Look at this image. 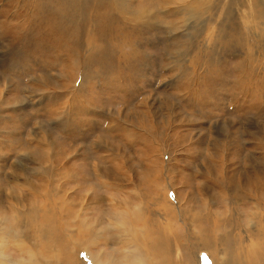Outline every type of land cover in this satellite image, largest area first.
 <instances>
[{"label": "rangeland", "instance_id": "obj_1", "mask_svg": "<svg viewBox=\"0 0 264 264\" xmlns=\"http://www.w3.org/2000/svg\"><path fill=\"white\" fill-rule=\"evenodd\" d=\"M136 250L264 264V0H0L2 257Z\"/></svg>", "mask_w": 264, "mask_h": 264}, {"label": "bare ground", "instance_id": "obj_2", "mask_svg": "<svg viewBox=\"0 0 264 264\" xmlns=\"http://www.w3.org/2000/svg\"><path fill=\"white\" fill-rule=\"evenodd\" d=\"M20 245V244H19ZM24 246V245H23ZM27 257V255H26ZM40 257V256H39ZM130 257H134V261H135V264H147L146 262V258L144 257V255L136 250L133 252V254L130 256ZM38 258V257H37ZM128 258V257H127ZM126 258V259H127ZM160 258V257H159ZM19 260L14 262L13 264H39L37 259H36V256L32 253V254H29L28 257H27V260H24V259H20L18 258ZM42 259V258H41ZM162 261V260H161ZM165 261V260H164ZM1 262H4V264H10V261L8 259H4L1 255V251H0V264H2ZM44 262V261H43ZM156 263V261H155ZM163 263V261H162ZM228 264V263H227Z\"/></svg>", "mask_w": 264, "mask_h": 264}]
</instances>
